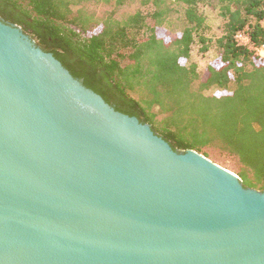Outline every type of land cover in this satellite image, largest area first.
Segmentation results:
<instances>
[{
  "label": "water",
  "instance_id": "water-1",
  "mask_svg": "<svg viewBox=\"0 0 264 264\" xmlns=\"http://www.w3.org/2000/svg\"><path fill=\"white\" fill-rule=\"evenodd\" d=\"M0 264H264V191L0 19Z\"/></svg>",
  "mask_w": 264,
  "mask_h": 264
},
{
  "label": "trees",
  "instance_id": "trees-1",
  "mask_svg": "<svg viewBox=\"0 0 264 264\" xmlns=\"http://www.w3.org/2000/svg\"><path fill=\"white\" fill-rule=\"evenodd\" d=\"M0 0V19L21 27L115 110L148 123L174 149H216L237 159L245 187L264 191V0ZM222 21L218 63L202 80L195 43L210 50L206 7ZM113 4L99 16L90 5ZM181 8V9H180ZM183 11L185 27L166 42L157 30ZM245 33L250 44L236 35ZM212 89L217 94H207Z\"/></svg>",
  "mask_w": 264,
  "mask_h": 264
},
{
  "label": "rangeland",
  "instance_id": "rangeland-1",
  "mask_svg": "<svg viewBox=\"0 0 264 264\" xmlns=\"http://www.w3.org/2000/svg\"><path fill=\"white\" fill-rule=\"evenodd\" d=\"M215 4L216 2H212L210 9L208 7L204 9V11L207 13V20L210 25V29L205 33V35L213 39L211 48L208 52L203 53L199 51L200 45L195 43V45L193 46L191 60H190L191 62L197 63L201 73L202 80L206 76V67L209 64L215 65L218 63V47L215 41L222 35L223 28H222V21L219 18L218 13L213 10V6ZM140 7H141L140 0H137L131 4L123 6L117 12L116 17L121 18L126 14L134 13ZM89 8L91 10H95L99 16H102V14L105 11L113 9V4L90 5ZM170 19H171V24L168 25L165 30L161 28L157 30L159 37L163 38L166 42L174 38L185 27V20L182 10H180L179 12H173ZM217 93H219V91L215 89L207 91V94H217ZM204 151L205 152L203 153L207 152L208 158L213 162L230 170L236 175L239 174L240 166L236 158L227 156L216 149H204Z\"/></svg>",
  "mask_w": 264,
  "mask_h": 264
},
{
  "label": "built area",
  "instance_id": "built-area-1",
  "mask_svg": "<svg viewBox=\"0 0 264 264\" xmlns=\"http://www.w3.org/2000/svg\"><path fill=\"white\" fill-rule=\"evenodd\" d=\"M236 39L241 43V44H250L251 40L250 38L243 32H240L236 35ZM257 53L259 54V56H261L262 58H264V45L257 49Z\"/></svg>",
  "mask_w": 264,
  "mask_h": 264
}]
</instances>
